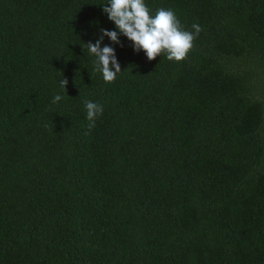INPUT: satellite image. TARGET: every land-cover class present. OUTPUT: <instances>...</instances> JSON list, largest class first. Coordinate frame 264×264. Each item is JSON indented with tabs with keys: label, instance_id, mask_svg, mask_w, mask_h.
I'll use <instances>...</instances> for the list:
<instances>
[{
	"label": "trees",
	"instance_id": "obj_1",
	"mask_svg": "<svg viewBox=\"0 0 264 264\" xmlns=\"http://www.w3.org/2000/svg\"><path fill=\"white\" fill-rule=\"evenodd\" d=\"M107 3L0 0V264H264V0H145L202 31L179 62L104 37L111 83Z\"/></svg>",
	"mask_w": 264,
	"mask_h": 264
},
{
	"label": "clouds",
	"instance_id": "obj_2",
	"mask_svg": "<svg viewBox=\"0 0 264 264\" xmlns=\"http://www.w3.org/2000/svg\"><path fill=\"white\" fill-rule=\"evenodd\" d=\"M101 7L118 31L101 29L97 41L84 46L95 57L94 68L102 74L106 83L114 82L122 71L114 48L108 45L101 47L104 37H108L113 44H120L119 36L122 34L132 42L133 50L137 53L143 51L149 61L165 54L169 61L179 62L193 49L202 31V27L195 23L192 25L194 31L185 30L171 9L160 8L155 15H151L145 0H108ZM67 84L66 78L59 81L60 89L66 94ZM63 98L61 94H56L52 103H58ZM83 103L88 121V131L84 134L88 135L104 109L103 105L91 100H84Z\"/></svg>",
	"mask_w": 264,
	"mask_h": 264
}]
</instances>
